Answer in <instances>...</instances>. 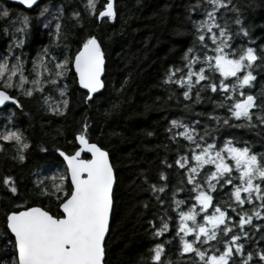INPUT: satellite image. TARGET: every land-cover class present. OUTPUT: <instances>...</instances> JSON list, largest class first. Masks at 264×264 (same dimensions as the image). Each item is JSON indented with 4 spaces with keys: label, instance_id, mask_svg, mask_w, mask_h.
Returning <instances> with one entry per match:
<instances>
[{
    "label": "snow or ice",
    "instance_id": "6c2138e0",
    "mask_svg": "<svg viewBox=\"0 0 264 264\" xmlns=\"http://www.w3.org/2000/svg\"><path fill=\"white\" fill-rule=\"evenodd\" d=\"M14 3L31 9L38 0ZM99 3L84 0L82 7L97 22L114 21L115 0H104L98 10ZM49 11L45 7L41 15ZM186 11L192 42L183 52L181 63L166 70L161 84L169 100L179 103L182 97L187 102L182 111L190 115L171 119L165 128L176 155L171 162L165 156L161 164L175 170L158 171L157 183L142 174V183L147 185L142 190L149 192L163 211L153 236L159 238L169 231L168 221L174 219L168 216L171 210L178 217L173 239L178 238L179 246L173 261L165 248L171 241L157 242L150 249L149 259L151 264H264V247L251 251L246 247L255 232L261 233L259 239L264 241V226L254 224V220L264 221V153L253 152L248 141L235 136L221 137L222 131L232 128L264 134V86L260 98L252 91L258 70L264 71V44L258 49L251 46L255 41L234 0H194ZM193 13L198 18H193ZM63 16L64 7L60 5L53 15L57 51L45 46L30 58V67L23 51L28 17L20 15L12 21L13 43L7 54L0 55V108L8 103L22 108L12 92L26 98L39 94L46 111L63 115L69 106L70 76L86 90L85 102L105 88L106 58L101 43L96 36L87 35L76 51L70 52L69 46L62 44ZM11 17L9 9H0V19L8 21ZM70 18L74 26L83 27L79 11L74 9ZM50 26L51 21L45 23V27ZM3 32L7 35L9 29L3 28ZM53 92L60 97L55 106L50 103ZM209 103V112L194 110L196 105ZM220 109L223 114H218ZM4 120L0 152L9 145L16 152L12 159L24 163L30 144L15 127L14 113ZM74 143L71 154L54 149L57 158H62L60 167L51 165L33 173V194L56 202V214L22 198L14 176L0 177V190L8 201L5 228L0 231V264H105L106 234L114 209V168L109 153L90 140L87 118L74 136ZM163 147L166 152L173 150L168 144ZM40 151L47 149L42 147ZM170 175L175 183L169 193ZM182 192L187 195L178 199ZM165 204L167 208H163ZM245 205L251 207L246 209Z\"/></svg>",
    "mask_w": 264,
    "mask_h": 264
},
{
    "label": "trees",
    "instance_id": "16d2710c",
    "mask_svg": "<svg viewBox=\"0 0 264 264\" xmlns=\"http://www.w3.org/2000/svg\"><path fill=\"white\" fill-rule=\"evenodd\" d=\"M192 2L194 0H117L115 20L104 23L97 22L86 13L82 7L84 0H42L31 10L4 2V8L10 10L12 17L8 21L0 19V55L7 54L8 46L13 43L15 29L12 21L20 15L28 17L29 26L23 34V51L29 57V63L30 58L35 57L45 46H52L51 50L56 52L53 15L60 5L64 7V16L61 18V31L64 34L62 44H67L70 52L74 53L80 40L87 35L96 36L102 45L106 58V86L92 101L85 102V91L72 81L71 76L68 82L69 106L63 115L46 111L42 100L38 98L39 94L26 98L22 94L11 93L16 94L22 108L0 112V127L5 122L4 117L14 113V125L23 133L30 148L26 152V161L20 163L12 159L16 155L15 150L4 145L6 151L0 152V177L14 176L22 198L56 214V202H48L46 198L33 194V173L51 165L60 167L62 158H57L54 149L60 148L71 154L76 147L74 136L87 118L89 138L109 153L116 176L105 264H151L150 249L155 243L165 240L171 241L165 245L166 253L171 255L173 261L176 260L179 240L173 239V236L178 217L169 210L168 216L174 218L168 221L169 231L159 238L153 236L154 228L160 226L159 217L163 211L150 193L142 190L147 187L142 183V174L150 182L157 183L158 171L163 169L172 173L175 170L165 169L161 164L165 156L171 162L176 155L175 145L167 139L165 128L171 119L188 117L190 114L182 111L183 105L187 103L182 97L179 103L175 99H168L161 80L170 66L181 63L183 52L192 42L191 24L186 19L187 5ZM234 2L241 7L244 22L255 41L251 46L258 49L260 44H264V0ZM103 3L104 0H100L98 10ZM45 7L50 11L41 15ZM74 9L81 13L83 27L74 26L75 21L70 18ZM193 18H198L197 14L193 13ZM46 19L51 21L50 27H45ZM19 26L16 24L15 27ZM5 27L9 29L7 35L3 32ZM15 35L20 37L21 34ZM243 42L248 43L247 40ZM60 51H63L62 47ZM262 86L264 71L258 70L256 87L252 90L258 98ZM51 95L53 99L50 103L55 106L60 97L55 92ZM194 110L209 112L212 105H196ZM223 113V109L218 110V114ZM149 132L153 135L149 136ZM224 136L248 141L253 152L264 153V134H257V130L225 129L221 133V137ZM165 144L173 150L166 152L163 147ZM42 147L47 152H41ZM169 183L167 191L170 193L171 184L175 183L174 176L170 175ZM186 195L182 192L177 198L183 199ZM3 196L0 190V231L5 228L4 213L8 210V201ZM167 207V204L163 206ZM250 207L245 205L246 209ZM234 219L238 220V217ZM254 224L264 226V221L254 220ZM245 227L249 229V226ZM260 235L259 232L254 233L252 242L246 245L248 250L264 247ZM0 254H3L2 250Z\"/></svg>",
    "mask_w": 264,
    "mask_h": 264
},
{
    "label": "water",
    "instance_id": "95a60500",
    "mask_svg": "<svg viewBox=\"0 0 264 264\" xmlns=\"http://www.w3.org/2000/svg\"><path fill=\"white\" fill-rule=\"evenodd\" d=\"M5 1H7V2H11V3H13V4H16V3H14V0H5ZM42 0H38V3H37V5H34L33 6V8H35L36 6H38L39 4H40V2H41ZM115 1H117V0H115ZM16 5H18V4H16ZM20 6V5H19ZM21 7H23V6H21ZM24 8V7H23ZM33 8H31V9H33ZM24 9H26V10H31V9H27V8H24ZM105 75V74H104ZM83 90V89H82ZM83 91H86V90H83ZM102 92V91H101ZM99 94V93H98ZM95 95H97V94H95ZM9 105H12L11 103H8L7 104V106H9ZM6 106V107H7ZM109 159H110V156H109ZM110 163H111V159H110ZM112 164V163H111ZM114 175H115V171H114ZM115 178H116V176H115ZM115 186H116V179H115V183H114V190H115ZM112 214H113V212H112ZM112 214H111V216H110V226H111V220H112ZM109 233H110V229H109V232L106 234V240H107V238H108V236H109Z\"/></svg>",
    "mask_w": 264,
    "mask_h": 264
},
{
    "label": "flooded vegetation",
    "instance_id": "af4514ba",
    "mask_svg": "<svg viewBox=\"0 0 264 264\" xmlns=\"http://www.w3.org/2000/svg\"><path fill=\"white\" fill-rule=\"evenodd\" d=\"M4 2L6 3H9V4H12V5H16V4H13L11 2H7L5 0H0V5H2L4 7ZM6 6V5H5ZM18 7H21L19 5H16ZM23 8V7H22ZM29 67H30V63H29ZM17 94V93H16ZM16 94L14 96H16ZM16 98L18 99V97L16 96ZM11 109H17V110H21V108H16L15 105H9L5 108H0V112H3V111H8V112H11Z\"/></svg>",
    "mask_w": 264,
    "mask_h": 264
},
{
    "label": "rangeland",
    "instance_id": "374dc122",
    "mask_svg": "<svg viewBox=\"0 0 264 264\" xmlns=\"http://www.w3.org/2000/svg\"><path fill=\"white\" fill-rule=\"evenodd\" d=\"M0 9H4V7L2 5H0ZM48 20V21H47ZM47 22H49V19H46ZM46 22V23H47Z\"/></svg>",
    "mask_w": 264,
    "mask_h": 264
}]
</instances>
